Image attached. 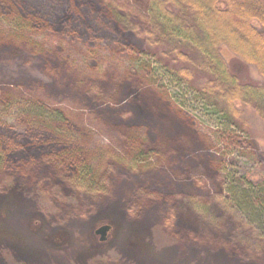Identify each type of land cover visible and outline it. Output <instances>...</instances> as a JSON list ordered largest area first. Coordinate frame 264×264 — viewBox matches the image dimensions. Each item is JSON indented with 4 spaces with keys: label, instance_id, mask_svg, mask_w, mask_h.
<instances>
[{
    "label": "rangeland",
    "instance_id": "rangeland-1",
    "mask_svg": "<svg viewBox=\"0 0 264 264\" xmlns=\"http://www.w3.org/2000/svg\"><path fill=\"white\" fill-rule=\"evenodd\" d=\"M115 19L105 0H0V264H264L261 118L230 126Z\"/></svg>",
    "mask_w": 264,
    "mask_h": 264
},
{
    "label": "trees",
    "instance_id": "trees-1",
    "mask_svg": "<svg viewBox=\"0 0 264 264\" xmlns=\"http://www.w3.org/2000/svg\"><path fill=\"white\" fill-rule=\"evenodd\" d=\"M105 3L117 15L115 20L143 40L144 48L139 53L153 58L206 105L220 112L230 126L249 135L251 123L242 106L251 107L264 124V0H105ZM130 11L140 15L133 16L137 21L129 19ZM123 12L124 17L119 16ZM226 51L254 66L263 82L243 81L231 70ZM31 146L44 153L47 161L65 163L46 152L48 148L42 144ZM26 148L21 149L23 154ZM142 156L139 150L131 157V164L136 166V159ZM12 159L16 163L13 167L21 169L26 165L22 162L25 159L34 162L32 156L21 158L20 154L12 155ZM4 162L0 159V169ZM259 205L264 206V201Z\"/></svg>",
    "mask_w": 264,
    "mask_h": 264
},
{
    "label": "water",
    "instance_id": "water-1",
    "mask_svg": "<svg viewBox=\"0 0 264 264\" xmlns=\"http://www.w3.org/2000/svg\"><path fill=\"white\" fill-rule=\"evenodd\" d=\"M111 227L109 225H102L96 229V234L99 235L100 240L104 241L107 239V234Z\"/></svg>",
    "mask_w": 264,
    "mask_h": 264
}]
</instances>
